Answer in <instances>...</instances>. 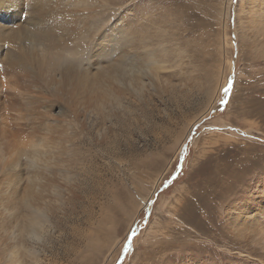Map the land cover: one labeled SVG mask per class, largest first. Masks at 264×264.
I'll return each instance as SVG.
<instances>
[{
	"label": "rangeland",
	"instance_id": "obj_1",
	"mask_svg": "<svg viewBox=\"0 0 264 264\" xmlns=\"http://www.w3.org/2000/svg\"><path fill=\"white\" fill-rule=\"evenodd\" d=\"M54 2L47 25L77 53L64 67L100 87L54 107L51 153L21 157L17 195L0 182V264H264L263 1ZM182 144L184 171L165 188ZM41 170L50 218L33 234L20 195Z\"/></svg>",
	"mask_w": 264,
	"mask_h": 264
},
{
	"label": "bare ground",
	"instance_id": "obj_2",
	"mask_svg": "<svg viewBox=\"0 0 264 264\" xmlns=\"http://www.w3.org/2000/svg\"><path fill=\"white\" fill-rule=\"evenodd\" d=\"M54 1L0 0V182L6 186L10 197L13 194L17 195L21 188L23 172L21 157L26 156L27 152L32 153L31 164L38 165L44 162L41 154L51 153V140L56 128L59 127L50 125L55 121L50 119L53 118L51 114L54 107L57 105L71 107L72 102L65 99L69 95L74 103L85 101L89 93H96L100 87L98 73H77L69 67H64L68 63L62 61L70 58L68 54L75 60L77 53L72 48H66L63 41L56 38L54 32L61 30L59 25L55 29L47 25V21L58 10ZM262 1L264 3V0ZM18 68L21 70H16ZM40 78L52 82L51 86L42 85ZM41 107L45 111L42 113L43 119H40L36 112ZM11 108H15L14 111L20 117L5 116L2 111ZM10 119L15 121L26 119L27 124L18 122L13 124L9 122ZM45 120H48V123L44 125V133L41 122ZM49 160V156L46 155L45 161ZM34 168L36 170L38 167ZM44 170H41L42 173L36 171L34 175L29 176L28 185L22 186L20 195V199L26 202L28 211L31 210L29 212L33 215L32 221L30 220V227L33 226L34 229L33 234L39 233L38 227L44 222L42 217L47 220L50 218L46 207H40L42 198L49 197L47 194L52 186V180L48 173H46L48 176H45ZM54 194L60 198L56 192ZM60 195L62 197L63 193ZM45 203L48 207L52 204L50 201ZM148 203L149 200H146L144 206Z\"/></svg>",
	"mask_w": 264,
	"mask_h": 264
},
{
	"label": "snow or ice",
	"instance_id": "obj_3",
	"mask_svg": "<svg viewBox=\"0 0 264 264\" xmlns=\"http://www.w3.org/2000/svg\"><path fill=\"white\" fill-rule=\"evenodd\" d=\"M234 39V38H233ZM234 84V79L232 77L229 78V81L226 86L223 87L222 91L224 93V98L220 100V104L226 105L228 103L227 97L232 91ZM191 131V130H190ZM189 142L191 140V137L186 138ZM187 145L182 144L180 147V156L178 157L176 170L172 174V176L169 179H166L164 181V187L167 188L169 185H171L178 177L179 175L184 171V159L187 155ZM151 203H155V201H151ZM150 215V214H149ZM138 235L137 229L135 227H132L129 229V234L125 238L124 247H123V253L122 255H126L128 252L132 250V241L133 239ZM117 264H123V260L120 259L117 261Z\"/></svg>",
	"mask_w": 264,
	"mask_h": 264
}]
</instances>
